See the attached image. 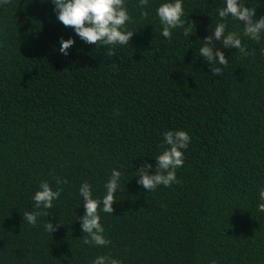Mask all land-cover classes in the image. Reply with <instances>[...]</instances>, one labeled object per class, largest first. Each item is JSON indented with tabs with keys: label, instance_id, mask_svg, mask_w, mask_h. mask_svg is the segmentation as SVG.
Instances as JSON below:
<instances>
[{
	"label": "trees",
	"instance_id": "1",
	"mask_svg": "<svg viewBox=\"0 0 264 264\" xmlns=\"http://www.w3.org/2000/svg\"><path fill=\"white\" fill-rule=\"evenodd\" d=\"M162 2L125 0L134 34L113 55L64 26L51 0L0 5V264H91L101 255L122 264H264V39L220 21L222 0H184L191 37L176 28L165 38ZM241 7L264 16V0ZM219 23L248 54L217 48L228 63L212 77L198 49ZM72 37L61 54V38ZM169 130L191 138L178 183L145 189L136 170L156 171ZM114 168L122 176L113 213L99 212L110 243L85 244L79 187L87 181L102 199ZM42 181L61 195L30 225L23 214L35 210Z\"/></svg>",
	"mask_w": 264,
	"mask_h": 264
},
{
	"label": "clouds",
	"instance_id": "2",
	"mask_svg": "<svg viewBox=\"0 0 264 264\" xmlns=\"http://www.w3.org/2000/svg\"><path fill=\"white\" fill-rule=\"evenodd\" d=\"M54 5L57 19L64 26H71L76 35L86 44L109 46L108 54L113 55L117 45H128L134 31L126 27L131 22V15L125 6V0H51ZM7 0H0V5ZM147 0H140L141 6ZM223 8L217 13L218 19L226 18L243 25V35L252 41L260 42L264 39V16L256 17V8H243V0H222ZM184 0H163L156 8V15L161 24V35L171 38L172 31L176 28H184ZM147 15V13H145ZM186 37H191L189 30L184 28ZM203 45L198 49L200 58L210 66L212 77L222 75L220 68L227 65V61L221 51L235 50L247 55V49L241 40L231 32L226 33L224 23H219L210 32V35L202 39ZM75 44V38H61L59 52L68 55V50ZM218 46V47H217ZM213 65L219 67L213 68ZM164 143L168 146L155 156L156 171H150L153 165L144 163L137 172V183L145 189L155 190L158 186H171L178 183L176 172L184 164V151L190 142L189 134L184 130H169L163 134ZM122 173L112 169L111 176L105 183V195L102 199L93 197L92 185L87 181L79 187V195L83 200L84 215L78 216L81 223V231L84 233L83 242L92 246H107L110 241L104 235L105 229L101 223L100 211L113 213V203L116 200L120 187ZM59 184L60 181H57ZM61 190H54L47 181H42L39 189L33 194L34 211L23 214L26 223L36 225L38 217L49 216L48 212H42L54 207V201L58 200ZM259 203L257 208L264 211V187L258 192ZM50 233L56 231L58 225H54L49 219L44 225ZM86 234V235H85ZM91 264H122V261L110 256H97Z\"/></svg>",
	"mask_w": 264,
	"mask_h": 264
}]
</instances>
